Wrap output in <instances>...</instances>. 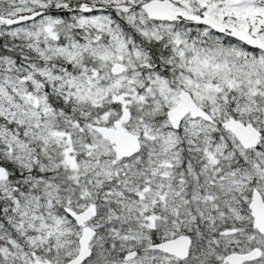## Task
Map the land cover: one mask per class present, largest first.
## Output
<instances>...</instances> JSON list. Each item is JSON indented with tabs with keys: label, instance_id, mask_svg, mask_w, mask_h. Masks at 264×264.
Instances as JSON below:
<instances>
[{
	"label": "snow or ice",
	"instance_id": "6c2138e0",
	"mask_svg": "<svg viewBox=\"0 0 264 264\" xmlns=\"http://www.w3.org/2000/svg\"><path fill=\"white\" fill-rule=\"evenodd\" d=\"M0 264H264V0H0Z\"/></svg>",
	"mask_w": 264,
	"mask_h": 264
}]
</instances>
